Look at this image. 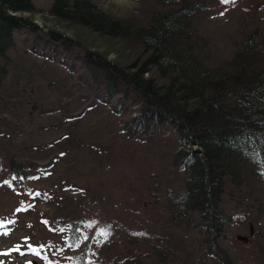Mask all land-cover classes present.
<instances>
[{
    "label": "rangeland",
    "instance_id": "rangeland-1",
    "mask_svg": "<svg viewBox=\"0 0 264 264\" xmlns=\"http://www.w3.org/2000/svg\"><path fill=\"white\" fill-rule=\"evenodd\" d=\"M33 1L34 11L25 15L42 31L58 30L111 59L125 61L139 51L57 20L48 14L51 0ZM93 1L115 16L134 17L154 0ZM209 1L200 28L219 57L231 54L244 16H255L264 26V0ZM15 40L0 85V261L66 264L71 252L88 247L93 264H107L102 255L117 237L127 245L128 264H216L204 252L200 234L165 208L166 189L182 177L172 163L176 135L133 134L127 125L138 115L137 99L116 109L118 95L104 101L102 88L79 60L50 51L49 42L26 31L17 32ZM10 153L45 168L28 184L15 185L5 171ZM255 193L263 201L259 222L250 198ZM224 198L232 213L225 241L231 255L240 264H264V183L251 195L245 186L233 193L227 189ZM76 214L83 217L70 245L63 236L68 225L55 219ZM16 247L19 252L10 251Z\"/></svg>",
    "mask_w": 264,
    "mask_h": 264
},
{
    "label": "trees",
    "instance_id": "trees-1",
    "mask_svg": "<svg viewBox=\"0 0 264 264\" xmlns=\"http://www.w3.org/2000/svg\"><path fill=\"white\" fill-rule=\"evenodd\" d=\"M210 4L154 0L149 9L142 8L144 14L127 17L115 16L93 0L49 2L48 14L57 20L115 40L123 48L137 47L135 57L125 56L123 61L58 30L42 31L25 15L34 11L33 0H0V85L8 76L15 34L26 31L49 42L50 51L79 60L102 88L104 101L118 95L116 109L137 99L138 115L127 125L133 134L171 132L177 137L172 163L182 177L166 189V210L200 234L204 252L216 264H240L225 243L232 213L224 196L227 189L233 193L242 186L251 195L258 182L264 183V26L257 24V17L244 16L231 54L219 57L200 28ZM31 50H37L34 40ZM44 168L23 158L18 161L10 153L5 171L9 182L26 185ZM250 198L259 222L263 201L256 193ZM81 217L55 219L68 225L63 236L70 245L78 239ZM112 241L103 260L128 264L127 245L117 237ZM66 264H93L88 247L71 252Z\"/></svg>",
    "mask_w": 264,
    "mask_h": 264
},
{
    "label": "snow or ice",
    "instance_id": "snow-or-ice-1",
    "mask_svg": "<svg viewBox=\"0 0 264 264\" xmlns=\"http://www.w3.org/2000/svg\"><path fill=\"white\" fill-rule=\"evenodd\" d=\"M229 2H230V0H222V3H225V4H227ZM221 14H223V13H221ZM21 179H23V178H21ZM34 195L38 196V195H40V193H34ZM20 210L21 209H17V211H20ZM25 240H27V238H25ZM41 247H43V246H41ZM27 250L28 251H31V252H33V253H35L37 255H39V250L37 248L32 247L31 245H28L27 246ZM10 251L19 252L20 251V248L19 247H16L14 249H11ZM3 254H7V253H3ZM21 255H23V253H21ZM0 264H3V262L0 261ZM28 264H31V262H28Z\"/></svg>",
    "mask_w": 264,
    "mask_h": 264
}]
</instances>
